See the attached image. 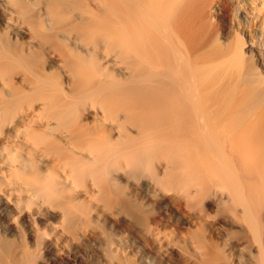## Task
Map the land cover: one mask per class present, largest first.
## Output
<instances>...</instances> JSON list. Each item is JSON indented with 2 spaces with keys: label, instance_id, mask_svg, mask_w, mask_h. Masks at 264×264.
I'll list each match as a JSON object with an SVG mask.
<instances>
[{
  "label": "bare ground",
  "instance_id": "bare-ground-1",
  "mask_svg": "<svg viewBox=\"0 0 264 264\" xmlns=\"http://www.w3.org/2000/svg\"><path fill=\"white\" fill-rule=\"evenodd\" d=\"M137 247L264 264V0H0V264Z\"/></svg>",
  "mask_w": 264,
  "mask_h": 264
},
{
  "label": "rangeland",
  "instance_id": "rangeland-1",
  "mask_svg": "<svg viewBox=\"0 0 264 264\" xmlns=\"http://www.w3.org/2000/svg\"><path fill=\"white\" fill-rule=\"evenodd\" d=\"M252 62V61H251ZM254 62H252L253 64ZM141 254H144V250L142 248H138L136 249V252L134 253V255H132V259H133V262L135 264H140V260H141V257L140 255Z\"/></svg>",
  "mask_w": 264,
  "mask_h": 264
}]
</instances>
